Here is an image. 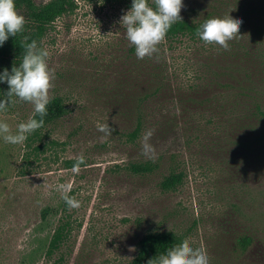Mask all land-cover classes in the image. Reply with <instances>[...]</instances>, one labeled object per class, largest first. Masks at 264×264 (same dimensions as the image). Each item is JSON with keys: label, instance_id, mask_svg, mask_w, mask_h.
<instances>
[{"label": "rangeland", "instance_id": "1", "mask_svg": "<svg viewBox=\"0 0 264 264\" xmlns=\"http://www.w3.org/2000/svg\"><path fill=\"white\" fill-rule=\"evenodd\" d=\"M77 2L44 39L55 74L49 98L64 96L67 115L27 134L22 144L5 143L0 136V264H131L146 232L167 229L202 248L209 264H264V179L257 180L251 157L242 158L235 145L226 144L223 131L231 124L218 110H207L189 137L176 130L148 141L154 154L176 152V164L185 173L177 189L160 188L161 170L139 175L127 168L145 155L143 139L131 143L126 137L136 125V112L130 111L136 107L126 98L129 42L120 18L132 0ZM182 2L180 16L229 14L242 21L240 42L249 43L259 30L264 46V0ZM187 67L188 78L198 79V65ZM226 89L220 86L213 95ZM33 111L30 103L14 113L0 111V121L15 133ZM103 123L114 129L112 135L97 130ZM80 154L85 164L75 173L65 160ZM64 195L80 206L70 210ZM46 207L50 214L43 219ZM63 220L69 221V235L46 253ZM243 231L255 242L237 251L235 236Z\"/></svg>", "mask_w": 264, "mask_h": 264}, {"label": "trees", "instance_id": "2", "mask_svg": "<svg viewBox=\"0 0 264 264\" xmlns=\"http://www.w3.org/2000/svg\"><path fill=\"white\" fill-rule=\"evenodd\" d=\"M14 3L16 10L25 17L26 24L22 33L16 37L9 36L0 46V73L5 69L10 72L21 62L24 36L29 37V42L36 40L39 47L46 49L44 39L54 22L78 7L77 0H14ZM149 6L155 8L153 1ZM205 19L208 18L191 20L182 17L181 21L175 22L158 45L159 51L152 57L138 59L134 47L129 44L130 65L126 79L129 91L126 98L128 106L136 107L130 110L136 112V125L126 132L127 140L137 143L148 131L152 132L150 140L176 130L189 137V131L201 125L206 111L215 109L231 124L223 131L226 144L235 145L242 158L251 157L252 171L257 180L264 179V46L259 45L260 32H254L249 43H242L244 31L239 30V35L230 40L229 49L225 50L219 45L206 44L196 35L197 28ZM189 63L198 65L195 69L200 74L198 79L195 76L188 78ZM235 84L238 90L231 89ZM220 86L227 89L213 95V90ZM8 90L6 82L0 83V100L5 98ZM12 99L14 103L6 109L9 113L28 104L16 97ZM167 102L173 106H167ZM68 111L64 96H52L41 128L62 119ZM35 118L40 119L39 116ZM176 157V152L150 153L131 161L127 168L139 175L161 170L158 184L163 191H171L182 184L185 175L176 164ZM166 162L169 164L163 169ZM65 163L73 167L75 158L66 159ZM49 214V207L41 211L43 219ZM69 232V221L63 220L49 238L46 253H53ZM185 238L171 229L150 230L140 238L131 264H147L149 259L166 253ZM254 242V235L243 231L235 236L234 249L246 251Z\"/></svg>", "mask_w": 264, "mask_h": 264}, {"label": "clouds", "instance_id": "3", "mask_svg": "<svg viewBox=\"0 0 264 264\" xmlns=\"http://www.w3.org/2000/svg\"><path fill=\"white\" fill-rule=\"evenodd\" d=\"M153 3L155 8L149 6L148 0H132L130 10L120 18L125 38L134 47L136 57L141 60L157 53L158 45L164 41L168 30L182 19V0H153ZM241 23V20L234 19L229 14L222 18H208L197 28L196 35L206 44H216L228 50V42L239 35ZM25 24V17L16 10L14 0H0V46L9 36L16 37L22 33ZM22 47L24 53L19 65H14L10 72L5 69L0 73V83L6 82L9 86L5 98L0 100V111L14 103L13 97L30 103L34 109L33 116L26 122H20L15 133L8 123L0 121V136L5 143L13 145L24 143L27 134L43 127L49 91L55 78L54 71L49 69L47 63V49L39 47L36 40L29 42L28 36L23 37ZM36 116L40 119H36ZM97 130L105 136L112 135L114 131L108 123L98 124ZM151 135L152 132L148 131L143 137L142 152L145 155L154 152V148L148 143ZM83 164L85 157L80 154L75 158L72 171L78 173ZM63 199L70 210L80 206V202L74 197L64 195ZM147 264H209V257L202 248H193L189 239L185 238L166 253L149 259Z\"/></svg>", "mask_w": 264, "mask_h": 264}]
</instances>
